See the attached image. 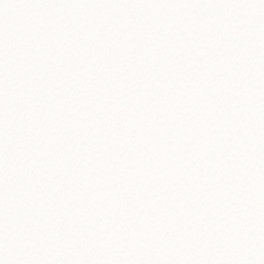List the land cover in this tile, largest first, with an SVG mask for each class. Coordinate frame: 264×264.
<instances>
[{
	"label": "snow or ice",
	"instance_id": "snow-or-ice-1",
	"mask_svg": "<svg viewBox=\"0 0 264 264\" xmlns=\"http://www.w3.org/2000/svg\"><path fill=\"white\" fill-rule=\"evenodd\" d=\"M0 264H264V0H0Z\"/></svg>",
	"mask_w": 264,
	"mask_h": 264
}]
</instances>
